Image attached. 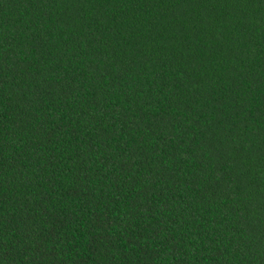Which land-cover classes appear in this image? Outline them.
Masks as SVG:
<instances>
[{"label": "trees", "instance_id": "16d2710c", "mask_svg": "<svg viewBox=\"0 0 264 264\" xmlns=\"http://www.w3.org/2000/svg\"><path fill=\"white\" fill-rule=\"evenodd\" d=\"M0 264H264V0H0Z\"/></svg>", "mask_w": 264, "mask_h": 264}]
</instances>
